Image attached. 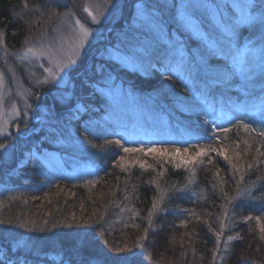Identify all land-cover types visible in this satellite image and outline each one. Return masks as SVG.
Wrapping results in <instances>:
<instances>
[{"label":"trees","instance_id":"trees-1","mask_svg":"<svg viewBox=\"0 0 264 264\" xmlns=\"http://www.w3.org/2000/svg\"><path fill=\"white\" fill-rule=\"evenodd\" d=\"M66 1L78 7V0ZM241 1L227 14L241 19L234 25L235 49L206 54L219 73L211 82L196 70L197 83L187 86L170 69L168 50L154 51L140 69L99 54L97 45L73 72L82 112L74 109L76 97L60 98L47 85L35 89L33 103L45 102L52 122L26 131L16 142L21 153H0V264H264V122L247 115L264 105V65L240 75L242 63L233 54L264 43V0ZM51 5L0 0L3 45L20 49L40 21L38 12ZM162 20L190 61V44L206 46L178 17ZM115 41L114 35L103 44ZM109 77L142 98L159 96L163 110H155L168 127L156 132L166 138L134 137L118 127L98 91ZM201 96L220 119L205 111ZM181 97L199 111L178 107ZM183 153L187 163L180 162ZM51 156H60L69 173L52 171L44 162Z\"/></svg>","mask_w":264,"mask_h":264},{"label":"rangeland","instance_id":"rangeland-1","mask_svg":"<svg viewBox=\"0 0 264 264\" xmlns=\"http://www.w3.org/2000/svg\"><path fill=\"white\" fill-rule=\"evenodd\" d=\"M131 2V0H78V7H74L66 0H51L52 5L47 12H38L40 21L35 24L20 49H8L3 45L2 39L0 40L3 55L0 62L2 155L9 158L14 148L21 153L22 148H17L16 143L17 141L19 143L21 136L30 131L38 121L42 124L52 122L51 111L45 102L38 108L33 103L35 89L39 85L50 86L54 94L60 98L76 97L80 85L74 78V68L86 55L92 58L93 54H90V51L94 46H101L99 54L105 52L107 56L110 55L127 66L140 69L150 65L148 59L154 51L168 50L170 54L167 58L174 61L170 62V69L176 71L190 88L197 83L196 70H201L210 82L211 76L215 78L219 75L217 66L207 62L206 54L211 50L223 54L222 52L227 53L235 49L234 25L241 19L237 16L233 21L228 20L227 14L228 7L234 9L241 7L243 5L241 0H134L132 6ZM129 8L132 10L131 18L128 21L124 19L123 25L115 27L114 24L127 15ZM249 15L250 13L246 14ZM163 16L168 17V20L178 17L183 28L196 38L207 41L206 46L202 47L189 45L192 50L191 61L182 42L177 41L175 35L168 33L167 25L162 20ZM172 28L174 34L180 36L175 26ZM114 35L116 36L114 46L107 45ZM104 42L107 44H103ZM233 54L239 64L242 63L240 75L247 69L257 70L264 65V43L255 46L244 45ZM191 65L193 67L190 69L188 66ZM98 91L106 95L107 105L111 107V115L115 117L118 127L129 128L125 131L134 137L150 135L166 138V134L156 132L158 129L168 127L167 117H163L155 110L156 108L163 110L157 105V101L164 106L157 98L158 95L151 93L142 98L128 86L116 83L112 77L107 78L105 84L99 85ZM140 97L142 104L139 103ZM201 97L203 107L211 118L220 119L208 98ZM175 102L186 111L197 112L200 109L196 103L184 97L175 98ZM74 109L77 113L84 110L82 102L77 100V97ZM172 114L175 115L173 111ZM247 115L264 122V105L249 108ZM23 154L29 156L27 150H23ZM26 157L20 160L21 164L26 162ZM179 159L182 163L188 161L184 153L179 155ZM44 162L54 172L69 173L60 156L45 157ZM93 264L102 263L94 261Z\"/></svg>","mask_w":264,"mask_h":264}]
</instances>
